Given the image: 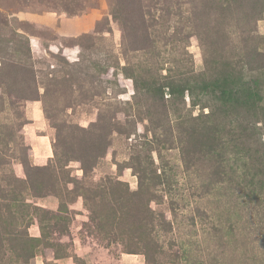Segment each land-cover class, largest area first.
Wrapping results in <instances>:
<instances>
[{"label":"rangeland","instance_id":"obj_1","mask_svg":"<svg viewBox=\"0 0 264 264\" xmlns=\"http://www.w3.org/2000/svg\"><path fill=\"white\" fill-rule=\"evenodd\" d=\"M0 161V264H264V0H0Z\"/></svg>","mask_w":264,"mask_h":264},{"label":"crops","instance_id":"obj_2","mask_svg":"<svg viewBox=\"0 0 264 264\" xmlns=\"http://www.w3.org/2000/svg\"><path fill=\"white\" fill-rule=\"evenodd\" d=\"M97 14V13H96ZM94 14H86V15H79L76 17H67L64 16L63 14L58 15L55 13H46L44 15H38L37 19L41 21H45L47 24L51 26H56L60 28L62 31H65L67 27L69 28L67 33L70 34H76L81 32L82 30H85L91 26V24L98 18V16ZM59 25H55V24ZM35 38V37H34ZM27 116L28 118L32 121L30 125L34 128L36 133L31 134L30 131L29 133V138H30V155L32 160L36 164H44L49 160L51 156V140L49 135L45 133H38V128L41 126L42 127V109L38 105V103H33L29 104L27 107ZM28 127V126H27ZM26 129V128H25Z\"/></svg>","mask_w":264,"mask_h":264},{"label":"trees","instance_id":"obj_3","mask_svg":"<svg viewBox=\"0 0 264 264\" xmlns=\"http://www.w3.org/2000/svg\"><path fill=\"white\" fill-rule=\"evenodd\" d=\"M75 11V10H74ZM73 11V12H74ZM258 80L252 78H242V76L234 74L233 71L223 74L221 79H207L201 82L203 92L213 93L218 99L232 109L237 106H243L247 109L244 112H249L248 109L255 99H261V90ZM190 88H187V90ZM3 164V161H0ZM239 182L238 180L236 181ZM244 182V181H243ZM256 191V193H254ZM252 195L257 201L264 195V180L259 182L257 187H253Z\"/></svg>","mask_w":264,"mask_h":264}]
</instances>
